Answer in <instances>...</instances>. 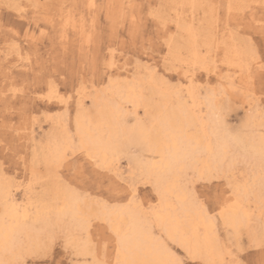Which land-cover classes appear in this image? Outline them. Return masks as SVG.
Returning a JSON list of instances; mask_svg holds the SVG:
<instances>
[{
  "label": "rangeland",
  "instance_id": "374dc122",
  "mask_svg": "<svg viewBox=\"0 0 264 264\" xmlns=\"http://www.w3.org/2000/svg\"><path fill=\"white\" fill-rule=\"evenodd\" d=\"M27 1L0 0V183L12 185L15 198L22 207L23 204L29 205L32 210H35L41 200L49 202L48 190L57 186L76 189L73 191L79 192L78 194L86 202L91 199L88 203L96 209L102 204L116 207L126 203L112 191L117 180L121 182L135 180L138 183L137 204L140 202H144L145 205L157 204L158 196L152 183L140 175L132 159L137 157L148 161L147 158L152 157L149 160L155 158L154 160L157 161V158L145 153L141 146L137 147L133 144L128 148L129 154L122 156L117 172L106 171L92 165L83 150H70L68 158L57 169L54 177L49 176L45 166L39 162L42 154L40 147L46 146L48 139L54 134H61L63 126L69 133L71 132L73 141L77 142L74 118L79 108L77 104L79 97H85L84 109L91 111L94 95L104 96L111 79L129 81L135 77H151L149 69L156 71L162 68L164 57L169 52L173 61L181 59V54L184 57L189 56L185 46L187 34L183 30L186 27L192 26L201 40L206 36L217 37L218 35L220 41L223 37L225 41L228 39L227 45L235 44L239 50L241 49L244 61L253 68L249 84L248 80L240 84L238 82L240 74L228 68L226 63L224 64L225 45L223 44H218L219 47L214 48L210 54L206 53L205 47H201L202 56L207 57L206 62L212 66L216 65L217 69L212 74L198 72L196 82L207 86L218 85V91L222 88L233 92H227L232 97L233 105L229 115L231 135L238 134L237 136L243 138L247 131L244 138L262 134L264 129L262 126L264 125V103L261 102L264 98V0H93L91 7L88 6V0H72L71 5L68 4L66 8H63L64 11H60L59 0H40L39 5L37 0ZM18 9L22 10L18 11ZM64 25H67L66 29ZM72 25H76L78 29L81 25H85L87 34H78L77 29L73 28L75 31L72 29ZM213 28L217 30L214 31ZM19 51L21 57L18 56ZM255 62L261 63L260 67H256ZM217 70H219L218 74ZM117 72L120 75H117ZM173 76L175 80L172 83H175L181 80L183 73L177 75L173 66V70L167 73V79L171 80ZM51 91H54V94ZM50 96L54 97L49 100ZM62 100L67 101L66 106L61 102ZM126 110L129 112L125 121L127 126L134 125L137 119L146 121L143 108L138 109L137 114L132 112L130 105L126 106ZM252 110L254 114L251 113ZM249 119L253 120V125H257L246 124V120ZM246 125L253 127L251 126L249 131ZM254 127L257 130L253 129ZM32 130L35 133L31 134ZM235 149L234 154L237 152V158L241 149L239 150L238 147ZM240 157L232 170L224 175H218L221 178L218 176L204 178L198 182V194L205 207L211 205L216 208L219 203L218 193L226 194L230 183L235 186L236 180L238 184L250 177L253 169L250 163L244 162ZM239 161L240 164H238ZM236 164L239 165L237 169ZM31 169L36 170L38 178L31 174ZM249 171L250 175H248ZM137 178L142 180L137 181ZM111 197L118 201H112ZM98 198L100 201L96 200ZM249 206L252 214L250 229L255 227L260 230L264 213L261 215L253 202ZM94 219H91L89 236L85 232H76L74 238L77 240V237L80 235L81 237L78 238L79 241L73 238L72 244L70 239L71 245L68 252H65L63 247L56 249L58 261L63 260L64 264H75L76 261L80 264H88L92 261L90 256H83L80 252L81 246L87 243V239L90 241L87 243L89 248L104 256L113 250L115 236L110 233L108 224ZM223 225L220 219L216 231L219 242L230 253L226 256L225 264H233V262L264 264V245L256 246L255 242H251L248 228L242 229L237 234ZM96 230L100 236L96 234ZM82 233L85 234L82 235ZM65 234L69 237L67 232ZM72 246H76L79 251H74L76 248Z\"/></svg>",
  "mask_w": 264,
  "mask_h": 264
},
{
  "label": "bare ground",
  "instance_id": "6f19581e",
  "mask_svg": "<svg viewBox=\"0 0 264 264\" xmlns=\"http://www.w3.org/2000/svg\"><path fill=\"white\" fill-rule=\"evenodd\" d=\"M39 2L40 0H37L38 5ZM71 2L72 0H59L58 5L59 7H61L60 11L63 10V8H66L68 4L71 5ZM92 3L93 0H88L89 7L92 6ZM19 9L18 11L22 10ZM98 9L100 10V8ZM66 26L67 25H64L63 27H65L66 29ZM73 28L77 29L76 31L78 34L81 33L83 35L86 33L85 25H81L79 29L77 28L76 25H72V29ZM213 29L214 31L217 30V29L215 30V28ZM183 30L186 32L185 34H187L186 45L185 44L184 45L186 46V50L189 56H191L193 59L198 57L201 65L207 66V64L210 63L206 62L205 59L207 57L204 58L202 56V52L200 50L201 47L202 46L205 47L207 50L206 53L210 54L212 53V50L214 48L217 49V47H219L218 44H223L225 45L224 64L226 63L228 68H232V70H234L235 73L240 74V77L238 79V82L240 84H242L245 80H248L247 82L249 84V79L251 77L253 68L249 67V65L244 61L243 53L240 52L241 49L239 50L235 46V44L227 45L226 41L228 39L225 41L222 37V41H220L218 35L217 37L210 36L211 38L206 36L201 40L198 33L195 32V29H193L192 26L186 27ZM199 39L201 43L199 42ZM18 56L20 57L22 56L20 51L18 53ZM260 64L255 62V65H257L256 67H258ZM212 69L213 72L215 73L216 72L215 70L217 69L216 65H213ZM117 75H120V73L117 72ZM237 76L235 77L237 78ZM232 82L235 81L233 80ZM233 88L235 89V87ZM51 92L52 94H54V91ZM234 92L236 93V91ZM91 94L90 96H92ZM53 97L54 96L52 97L50 96L49 100H51ZM84 98L85 97L78 98L77 104L79 108L74 118V130H75V135L77 137V142L75 143L73 141V138L70 135L71 132L69 133L68 129L63 126L62 127L63 130L61 134L59 133L54 134L53 136L50 137V139H48L46 146L40 147V149L42 150V154L40 156L39 162H41L45 166L46 172L48 173L49 176L54 177V174L57 172V169L61 167L62 164H64V161H66V159L68 158L69 156L68 152L70 150L71 151L83 150L86 156L88 157V159L92 162V165H96L102 169H105L106 171L111 170V172L112 171L117 172L119 161L120 159H123L122 157L123 155H126L129 152L128 148L133 144L137 147L141 146L142 150H144L145 153L147 152L152 156L156 157L157 161L154 160L155 158L149 160L152 157L147 158L148 161H143L141 158H137V157H134L132 159L134 161L135 168L139 171L141 176L145 177L144 178L145 180H148L149 182L152 183L156 193L160 192L165 194V198L160 205V212L163 213L164 216L170 217L173 220L177 221L178 223L185 224L187 227L191 228L194 231L196 235V239L198 240L200 245L199 251L204 256L205 259L214 262V264H225L226 256H228L230 253L227 252L229 250H226L224 246L221 245L219 240L217 241L216 239L217 237L216 222H212L211 224L205 223L204 218L201 215L199 209H197L194 205H192L191 202H189L185 198L184 193L179 189L178 185L173 182L172 174L177 162L181 160L185 155L191 152L202 153L200 159L203 161V163L209 164L212 170L218 172L219 175H224L230 170H232V167H234V164L237 161L238 157L241 156L240 159H243L244 162L250 163L251 165L250 167L251 169H253L252 170L253 172L251 171L252 172L251 174L249 171L248 175L251 174L249 177L250 179L249 178H247V180L244 179V181H241L242 183L236 184L237 182L236 180L234 187L236 188L238 194L233 198L234 202L232 204V207L222 215L221 219L225 226L231 228L233 232L237 234H239V232L242 229L248 228V234L250 236L251 242L253 243L255 242L257 244L256 246L264 245V218L263 221L260 220L261 221L260 230L256 229L255 227H254L255 229L254 228L250 229L249 226L252 215L249 206L250 203L252 202L254 203V205L259 209L261 215H263L264 213L263 212L264 211V159H262L260 154L261 135H258L259 133L257 134L258 136H250V137L246 136L244 138L245 134L248 133L247 131L246 133L244 132L245 134L243 133L244 135L242 138L240 136H237L238 134L236 133H234L236 134V136L231 135V131L226 133L223 130H218L214 122L213 114L209 112L207 108H205L203 112L199 111V103H200L199 96L197 97V106L193 108L189 105H186L177 93H174L168 87L154 81L152 76L135 77L134 79L129 81L127 80L119 81L117 79H111L104 96L94 95V98L92 99L93 109L91 111H85ZM61 102L65 106L67 105V101L65 100H62ZM128 105L132 107L133 110L132 112L134 114H137L138 109L143 108L146 121H141L137 119L134 125L131 126L129 124L130 126H127L125 121H126V117H128L129 114L128 110H126V106ZM247 111H249V109ZM251 113H253V110ZM134 114L133 116H136ZM251 118H252V114H251ZM57 119H59V117ZM246 122H247L246 124L250 125L253 123V120L249 119L248 121L246 120ZM251 126L250 127L247 126L248 128L246 129L250 131ZM262 126L264 127V125ZM253 129H256V127H254ZM259 130L261 129L258 128V131ZM33 133L35 132H33L32 130L31 134ZM249 134H253V133L249 132ZM236 147H238L239 150L241 149L240 154L237 158H236L237 152L234 154V149ZM238 164H240V161ZM238 166L239 165L236 164L235 168L237 169ZM240 166H242V164ZM235 168L234 170H236ZM31 174L35 178L36 177L38 178L35 169H31ZM239 174L241 173L239 172ZM205 178H209V177H205ZM141 180L138 179L137 181H141ZM73 190L68 189L65 186L64 187L57 186L50 191L48 190V192L50 193L49 196L51 202L50 201L46 202L41 200L39 204L35 207V210L34 209L32 210V208H30L29 205L24 206V204L22 203L23 204L22 207L17 202L15 198L16 195H14V191L12 190L11 184L1 182L0 183V205H1L0 232L6 231L9 233L26 235L27 233L33 230L35 222L38 219L43 218L49 211L58 214L62 213L66 217L65 230L68 233L69 238L71 239V244H72V239L75 237L74 234L76 232L79 233L85 232L86 235L89 236L92 218L106 222L108 224L109 229L111 230L110 233L111 234L113 233L114 236H115L114 230L117 226H119L121 222H124L126 226L131 225L132 227H135V221L133 217L138 211L135 205L132 208L118 207V206L109 207L110 204L108 205L105 202L108 206L102 204L99 208L96 209L94 208L95 206L92 207L93 205L88 203L90 202L91 199L89 200L88 198L89 201L86 202V200L80 194H78L79 192L76 193ZM17 191H19V189ZM111 198L112 201L113 200L118 201V199L116 198L115 199L113 197ZM96 200H99V198ZM159 200L160 197L158 196L157 202ZM91 231L93 230L91 229ZM85 233H82V235ZM97 233L99 234V232L96 230V234ZM79 237H81V235ZM79 237H77L78 241H79L78 239ZM247 238L249 239V237ZM73 240H76V238H74ZM87 240H85L87 241V243L90 242L89 239ZM106 242L108 245L107 240ZM87 243L86 244L84 243V245L81 246L80 252L83 256H90L92 261L110 260L112 264H116L117 259L121 261L125 259L124 253L121 252L119 256L117 255L119 246L117 245L115 239H114L115 244L113 245V250L109 252L107 256L97 253L94 249H90L91 247L89 248ZM102 243H104V240ZM77 245L79 246V244ZM72 247L76 248V246H72ZM107 249L109 250V248ZM76 250L77 248L74 251ZM0 258L8 260L11 257L4 253H0Z\"/></svg>",
  "mask_w": 264,
  "mask_h": 264
},
{
  "label": "snow or ice",
  "instance_id": "6c2138e0",
  "mask_svg": "<svg viewBox=\"0 0 264 264\" xmlns=\"http://www.w3.org/2000/svg\"><path fill=\"white\" fill-rule=\"evenodd\" d=\"M166 27V24H165ZM166 35V32H165ZM171 60V53L166 54L163 67L156 71L149 69L153 80L176 92L186 105L193 108L197 106L199 96V111L205 108L214 116L218 130L229 132V115L232 111V97L227 91L218 89L217 86L197 84V73L208 72L212 74L211 64L202 66L199 58L191 56ZM177 75L183 76L180 81L167 79V73L173 70ZM219 70H217L218 74ZM264 103V98H262ZM79 130V129H78ZM74 135V134H73ZM260 154L264 159V130L260 140ZM202 153L191 152L179 160L173 170V182L184 193L185 198L199 209L206 224L216 222L218 228L222 215L232 207L234 197L237 196L236 188L230 183L226 194L218 193L219 203L216 208L211 205L205 207L198 194L197 184L205 177L215 178L219 175L213 171L209 164L200 159ZM135 180L121 182L117 180L114 194H118L125 204L118 207L138 209L133 217L135 227L126 226L121 222L114 230L118 247L117 255L124 253L125 259H117L116 264H214L204 258L199 251L200 245L194 231L185 224L178 223L160 212V205L165 194L157 192L160 200L157 204H137L138 192ZM219 209V211H217ZM66 217L60 213L49 211L43 218L35 222L34 228L29 233L14 234L0 232V253L11 258H0V264H64L63 260L56 259V249L63 247L65 252L70 250V238L65 234ZM217 241L219 236L216 237ZM75 264H80L76 261ZM88 264H112L110 260L89 261ZM236 264V262H233Z\"/></svg>",
  "mask_w": 264,
  "mask_h": 264
}]
</instances>
